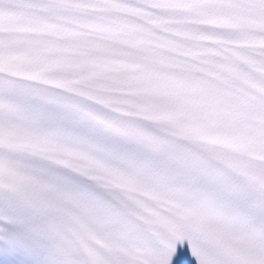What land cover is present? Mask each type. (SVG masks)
<instances>
[{
  "label": "snow or ice",
  "instance_id": "obj_1",
  "mask_svg": "<svg viewBox=\"0 0 264 264\" xmlns=\"http://www.w3.org/2000/svg\"><path fill=\"white\" fill-rule=\"evenodd\" d=\"M0 264H264V0H0Z\"/></svg>",
  "mask_w": 264,
  "mask_h": 264
}]
</instances>
